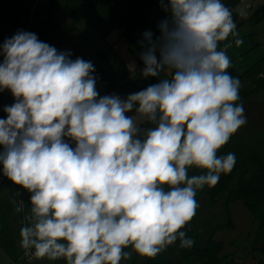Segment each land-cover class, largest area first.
<instances>
[{"label":"clouds","instance_id":"1","mask_svg":"<svg viewBox=\"0 0 264 264\" xmlns=\"http://www.w3.org/2000/svg\"><path fill=\"white\" fill-rule=\"evenodd\" d=\"M158 7V34L137 41L140 76L157 82L123 99L99 95L91 61L33 32L0 44V91L14 101L0 119V175L30 194L18 233L25 256L120 264L132 252L154 258L177 241L193 245L181 229L197 190L233 169L235 155L217 153L246 123L230 44L218 46L242 40L222 0Z\"/></svg>","mask_w":264,"mask_h":264},{"label":"trees","instance_id":"2","mask_svg":"<svg viewBox=\"0 0 264 264\" xmlns=\"http://www.w3.org/2000/svg\"><path fill=\"white\" fill-rule=\"evenodd\" d=\"M33 1L34 0H0V21L3 14L10 7V20L14 28L22 23L23 25L21 27L24 29L23 31L33 32L37 35L39 40L48 43V40L57 29L55 17L59 1L51 0L49 2V0H36L37 11L30 18L27 29L28 15L31 11V6H34ZM154 3L157 4V0H146L144 6L145 12L143 14L146 13L147 9L152 6V4L156 5ZM24 11L26 12L25 15H23V21L19 16L21 15L20 13ZM81 14L87 13L77 8L72 9V11L69 10V15L72 18V27L76 26L77 18L81 16ZM85 17L88 19V16ZM123 25H125L129 33H132V31L136 30L137 22L134 23V27L131 25V21H123ZM98 31L100 30L98 29ZM15 32L16 30H13L11 36ZM223 44L224 42H220L218 46L222 47ZM260 68L261 62H257L248 69L237 72L230 61V66L227 71L231 76L238 78L239 81H242L243 78L248 76L254 78L252 87L247 86L241 91L239 90L241 96L246 97L254 95L257 92H264V80L259 77ZM150 84V82L145 81L137 83L133 91L142 90ZM4 93L5 90L0 91V107ZM3 114L5 117L6 114L4 112ZM229 152L233 153L236 159L233 169L228 174H221L215 186H205L197 190L195 196L197 205L199 204L200 198L205 194L208 197L209 207H216L219 205L220 200L224 201L221 205L222 215L218 216V223L214 225L207 224L202 226L201 229H197L195 225H193L194 222L191 219L185 224L183 229H181L186 233L187 237L193 240V245L190 248H180L179 241H177L167 246L168 250L166 248L163 251L167 258L162 256L158 257L157 255L154 258H148L146 262L142 264H208V260H203L201 263L197 261L203 259L205 254L208 253H210L208 257L209 260L214 259L218 261L221 259L223 261L222 256H220L222 246L220 243L213 241V235L218 231L230 228V204L235 200L241 201L248 208L253 221L257 219L258 234H256V239L261 235L264 240V140L260 143H252L250 141H239L236 138L230 137L228 142L218 150L217 154L225 155ZM193 174H199V170L190 169L189 175ZM18 190H22L26 198L24 201L25 210L23 214L19 212L16 216L17 212L14 210L15 206L13 203H17L15 193ZM0 192V249L4 251L11 262H16L20 260V254L22 255L24 253L19 246L18 233L20 227L23 226L22 224L24 223L22 217L28 212V197L30 194L18 185L12 184L9 180L0 185ZM12 217L13 220L11 221ZM21 220L23 223H21ZM16 227L18 228L15 229ZM262 249H264V241L261 247V250ZM163 252L160 254H163ZM132 254L131 264H139L136 260L138 254L135 252H132ZM169 255L171 256L170 258ZM57 264H64V261L61 259Z\"/></svg>","mask_w":264,"mask_h":264},{"label":"rangeland","instance_id":"3","mask_svg":"<svg viewBox=\"0 0 264 264\" xmlns=\"http://www.w3.org/2000/svg\"><path fill=\"white\" fill-rule=\"evenodd\" d=\"M51 0H49L50 2ZM58 6L60 8H65L66 13H69V10L72 11V9H87L84 11L87 14H81L77 18L76 27L72 28L71 21L72 18L67 15L61 16L58 12V16L56 17V24L57 29L53 33L52 37L48 40V44L51 46H54L58 51H70L72 59H75L76 57H81L84 60L91 61L94 65V73L93 75L96 77V85L99 82L97 80L98 72H100V64L104 63L103 61L98 60L94 54H96L97 51L100 50V48L104 45V36L100 33H98L93 26L91 25L94 23V27H97L99 30L106 31L108 29L107 26L111 25L116 21V19H122L121 21H131V25L134 27V23L137 22L136 29L138 25L140 26L139 35H141L145 30H150L153 32V36L155 37L156 32V23L163 18V13L160 11V8L158 7V3H154L156 5L150 6L146 13L145 12V1L146 0H58ZM36 0L33 1V5L31 6V11L28 15V22H30V18L34 13L37 11L36 7ZM78 2V6L76 3ZM158 2V0H157ZM11 4V3H10ZM82 5V6H81ZM157 7V8H156ZM90 8V9H89ZM156 8V9H155ZM89 9V10H88ZM24 11L23 13H20L19 16L24 21L23 15H25ZM109 17L107 21H102L104 17L108 14ZM143 14V15H142ZM88 16V19L85 17ZM155 18V23L152 26H149L147 28L146 22L147 19ZM106 19V20H107ZM153 21V22H154ZM12 22L10 20V7L1 17L0 21V44L3 43L5 38L11 37L13 30H24L21 26H16L15 28L12 26ZM134 29V28H133ZM135 30V29H134ZM256 30L259 31L256 35L258 36V42L259 45H251V50L244 56L240 58H235L236 55H239L241 52H243L245 47L250 46L249 41L247 38L242 39V43L237 46L236 49L229 51L228 55L230 57H233V65L242 71L249 68L251 65L256 63L257 61L261 62V73L264 74V38L260 33L264 32V20L260 21L258 25L256 26ZM249 49V48H248ZM241 51V52H240ZM106 58V67L110 69H114L115 67V59L113 57H105ZM0 60H2V57H0ZM254 80L253 77H245L240 81V88L242 89L246 88L247 86L252 87V81ZM156 80H153V83H156ZM264 95V93L257 92L254 95L251 96H241L239 92V100L237 103L241 104L244 108V115L246 117V123L242 125L232 136L231 138H236L239 141H250V142H257L260 143L264 140V98L261 96ZM230 139V138H229ZM26 191V190H25ZM207 193V192H206ZM1 196V192H0ZM26 198V197H25ZM224 201L220 200L219 205L216 207H209L208 205V197L207 195H203L200 198L199 204L197 205L195 215L191 218L194 222L193 225L197 229H201L204 225H214L218 223L219 219L218 216L222 215V203ZM10 203V202H9ZM12 204V203H10ZM18 203H13L15 206ZM24 208L21 211L20 214H23ZM18 213H16V216ZM257 218V217H256ZM13 220V217L11 218V221ZM22 220L24 221V215L22 217ZM21 220V223L23 221ZM257 220V219H256ZM254 220L250 229V235L246 238H243L241 240H236V246L235 251L232 252L233 254L231 256H224L223 261L220 259L218 261L214 259H208L209 254H205L203 259L197 260L198 262H202L203 260H208V264H243L248 260V256L250 253L257 254L256 257H259L264 260V251L261 250V247L263 245V236L259 235L260 237L256 239V234H258V225L257 221ZM20 223V224H21ZM25 223V221H24ZM24 223L22 225H24ZM16 227L15 229H17ZM251 240V242H250ZM249 243H252V247L249 246ZM167 248V247H166ZM22 249V248H21ZM168 250V248H167ZM258 250V251H256ZM126 251H131L130 248L126 249ZM22 252L24 250L22 249ZM255 252V253H254ZM134 253V252H133ZM168 253V252H167ZM132 256L129 260H121L120 264H131L132 262ZM166 257V255L158 254V257ZM168 256V255H167ZM254 256V255H253ZM171 256L169 255V258ZM219 257V256H218ZM19 259H23L25 261V258H23V254H20ZM148 258L137 256V262L139 264H142L143 262H146ZM9 259L4 255L2 250L0 249V264H10ZM53 264L54 261H49L47 259H37L34 258L33 262L27 264ZM60 260H57L56 262L59 263ZM11 262V261H10ZM55 262V263H56ZM223 262V263H222ZM195 263V262H193ZM14 264H21L19 263V260L16 261ZM202 264V263H201Z\"/></svg>","mask_w":264,"mask_h":264},{"label":"crops","instance_id":"4","mask_svg":"<svg viewBox=\"0 0 264 264\" xmlns=\"http://www.w3.org/2000/svg\"><path fill=\"white\" fill-rule=\"evenodd\" d=\"M222 3L232 12V19L236 24V31L238 32V36L242 39L247 38L250 44V46H246L245 49H243V52L240 51L241 53L235 56V58H240L246 55L251 50V45L254 46L260 44L257 39L259 35H256L259 32L256 30V26L260 21L264 20V0H222ZM76 5L78 6V3H76ZM65 10V8H60L58 6L56 9V17L58 16V12L61 16L67 15L69 17V13H66ZM86 10L87 9H84L82 11ZM110 14L111 13H108L102 20L104 22L107 21L106 24L108 23L109 19L107 18ZM122 19H116L114 23L113 21H111L112 24L107 26L108 29L106 31H98V28L94 27L95 24H91L98 33L104 36V45L100 48L99 51L96 52V54H94L98 60L104 62L100 64V72H98L97 76V80L99 82L97 83L96 88L100 96L116 94L123 99L127 95L134 92L133 88L137 83H142L143 81H145L152 84L153 80H156L155 77L142 78L140 76V70L143 67L142 62L139 60L138 53L140 51V48L137 44V41L141 38V35H139L140 26L138 25L135 31L129 33L128 29L125 27V25H123V21H121ZM154 20L155 18H148L147 21L144 22L146 23L147 28L155 23ZM22 25L23 24L21 23L19 26ZM70 26L72 27V25ZM157 34L158 33H156L155 35ZM261 35L263 37L264 32L263 34L262 32L260 33V38ZM225 43L230 44V46L225 49L227 55L229 51L237 48V45H235L234 43V38L231 36H229L227 40L224 41V44ZM224 44L222 45V47L224 46ZM108 56L115 59V67L113 70L106 67L105 57ZM232 58L233 57L229 56V59L233 65L234 59ZM133 65H135L134 68L132 67ZM234 68L237 70V72H242V70L239 69L240 67L236 68L234 66ZM259 77L264 80V74L261 73V68ZM261 93L264 92L262 91ZM261 96L264 98V95ZM133 114V112L127 113V115ZM15 199L17 200L16 197ZM17 203L19 204L18 201ZM230 220V228L218 231L213 235V241L220 243L222 246L220 253V256L222 257L231 256L233 254L232 252L235 251V246L237 245L236 240H241L243 238H246L247 236L249 237L250 229L253 223V219L248 208L239 200H235L234 202H232V204H230ZM249 246L252 247V243H249ZM262 250L264 251V249ZM2 252L4 253V251ZM4 255L9 259V257L5 253ZM255 255L257 256V254L250 253L248 256V260H246V262L243 264H264V260L256 257ZM10 261V264L15 263ZM56 261H54L53 264H57L55 263ZM19 263L27 264L23 259H20ZM49 264H51V262Z\"/></svg>","mask_w":264,"mask_h":264},{"label":"built area","instance_id":"5","mask_svg":"<svg viewBox=\"0 0 264 264\" xmlns=\"http://www.w3.org/2000/svg\"><path fill=\"white\" fill-rule=\"evenodd\" d=\"M28 26H29V22L27 24V29H28ZM263 38H264V35H263ZM13 102L14 101H13L12 95L10 94V92L7 89H5L4 97H3L2 104L0 107V119L6 118V116L4 117V114H3V107L6 105H11ZM7 180L8 179L6 177H4L3 175H0V185L3 184L4 182H6ZM15 197L17 198L18 202H20L21 200L24 201L25 193L22 190H18L15 193ZM23 258H25V261L28 263H31L34 260V257L25 256L24 253H23Z\"/></svg>","mask_w":264,"mask_h":264}]
</instances>
